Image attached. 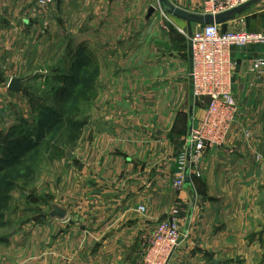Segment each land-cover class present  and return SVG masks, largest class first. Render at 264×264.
<instances>
[{
	"label": "crops",
	"instance_id": "1",
	"mask_svg": "<svg viewBox=\"0 0 264 264\" xmlns=\"http://www.w3.org/2000/svg\"><path fill=\"white\" fill-rule=\"evenodd\" d=\"M157 1H90L111 24L101 31L110 69L104 70V143L97 152L86 141L84 153L62 163L55 204L67 218L40 222L34 239L16 237L21 254L25 245L36 244V264H140L157 225L174 209L189 236L168 264H264V72L252 68L264 46L233 48L237 121L224 147L204 155L195 186L176 190L177 155L203 108L192 95L187 23L166 17V28L156 17L148 20ZM205 1L166 0L165 11L173 5L197 13ZM63 2L75 0L46 8L37 0H0V133L29 113L22 69L33 64L30 51L37 48L44 67H53L64 41L75 34L59 25ZM125 18L136 24L125 26ZM220 28L264 33V3ZM148 63L164 71L142 75L124 68ZM13 78L22 81L18 92L9 90ZM15 253L8 251L9 257Z\"/></svg>",
	"mask_w": 264,
	"mask_h": 264
},
{
	"label": "rangeland",
	"instance_id": "2",
	"mask_svg": "<svg viewBox=\"0 0 264 264\" xmlns=\"http://www.w3.org/2000/svg\"><path fill=\"white\" fill-rule=\"evenodd\" d=\"M90 1L63 2V5L59 7L61 12H64L59 25L66 29L70 28L75 34H72V38L70 35L64 41V48L56 59L55 66L45 68L46 60L42 52H38L37 48L32 51L29 49L33 64L29 68L23 66L26 70L22 69V76L27 80L28 86L26 96L29 113L24 116V119L21 114L20 125L9 128L6 133H0V159H4L0 163V264H36L31 258L35 253L36 244L25 245L26 248L21 254L19 249L21 238L16 244V237L24 234V241L28 237L34 239L39 223L50 219L48 214L52 210L51 205L58 202L59 192L62 189L63 175L61 172L65 170L62 163L72 161L74 153H84L86 141L90 143V149L97 152H100L104 143V70L106 73L110 72V69L108 71V66H104V37L101 36V31L104 32V24L106 30L111 24L107 23V20L104 22V9L97 10L91 6ZM209 1L204 2L197 14H205V3ZM56 2L57 0L49 6ZM263 3L264 1L254 7ZM165 6L157 1L152 5L156 8L155 13L147 19L156 17L159 25L169 28L171 24L166 17L172 16L167 12L169 8L165 11ZM127 7L126 3V9ZM124 21L125 26L136 24L129 18H125ZM222 33L225 34V32ZM260 34L264 35V33ZM178 35L180 36L179 32ZM80 45L84 47V50ZM108 46L109 43L105 45V47ZM263 56L259 55L255 61ZM153 64L124 66V68L133 69L134 73L142 75H148L153 70L158 74L164 71V66H153ZM18 74L21 75L20 69ZM147 79L148 83L153 80ZM157 81L158 85L162 84L160 80ZM193 98L198 106L203 108V115L192 122L193 125H197L203 120L210 101L208 98L196 99L194 95ZM20 112L23 113V110L21 109ZM238 114L239 106L232 126L237 121ZM9 135L12 141L16 139L22 141L23 148L22 145H17L19 149L21 146L22 151L28 147L25 154L8 152L5 145ZM189 136L187 132L183 148L177 155L178 158L185 149ZM95 141H97L96 146H94ZM225 143L220 147L208 148L201 159L210 149H221ZM68 150L73 153L71 159L66 157ZM178 158L177 171L179 169ZM201 178L202 176L191 178L193 187L195 180ZM178 214V210L174 209L169 220L178 223L181 231L180 246L188 238L189 231L184 228L185 225L181 224ZM150 247L151 245L148 244L140 264H143ZM11 248L16 252L14 257L8 255Z\"/></svg>",
	"mask_w": 264,
	"mask_h": 264
},
{
	"label": "built area",
	"instance_id": "3",
	"mask_svg": "<svg viewBox=\"0 0 264 264\" xmlns=\"http://www.w3.org/2000/svg\"><path fill=\"white\" fill-rule=\"evenodd\" d=\"M251 0H210L205 3V14H218L237 8ZM55 0H37L46 7ZM193 62L190 71L193 95L196 99H209V106L203 120L194 124L187 145L179 155V169L174 181L176 189L185 187L187 175L200 178L201 158L208 148L220 147L228 139L234 123L238 105L234 96V73L236 62L232 48L252 44L264 45L260 33L223 34L220 26H201L189 36ZM253 70H264V56L254 61ZM181 231L177 222L165 220L158 224L149 242L151 247L143 264H168L170 257L179 246Z\"/></svg>",
	"mask_w": 264,
	"mask_h": 264
},
{
	"label": "water",
	"instance_id": "4",
	"mask_svg": "<svg viewBox=\"0 0 264 264\" xmlns=\"http://www.w3.org/2000/svg\"><path fill=\"white\" fill-rule=\"evenodd\" d=\"M163 5H166V0H159ZM264 0H252L250 2H247L237 8L231 9L229 11L219 13V14H197L194 12H190L187 10H184L182 8H179L177 6H169L168 14L176 19L182 20L187 23L189 36L193 33V26H209V25H224L229 22L235 21L239 17L245 15L248 11H250L254 6L262 3ZM156 8L151 7L148 13V19L155 13ZM190 60L191 65L193 62V53L190 49ZM192 67V66H191ZM22 89V81L19 78H13L9 83V90L11 92H18ZM191 119H192V113H191ZM193 128V124L190 126L189 135H191ZM73 156V153L68 150L66 153V157L68 159H71ZM189 186L193 188V183L191 178L187 175L185 180V187ZM51 212L48 214L49 218L51 219H60L64 220L67 218V211L59 207L58 205L52 204L51 205Z\"/></svg>",
	"mask_w": 264,
	"mask_h": 264
},
{
	"label": "trees",
	"instance_id": "5",
	"mask_svg": "<svg viewBox=\"0 0 264 264\" xmlns=\"http://www.w3.org/2000/svg\"><path fill=\"white\" fill-rule=\"evenodd\" d=\"M41 125H43V123L41 124ZM15 144V145H14ZM22 145V141H20V140H15V141H12V138H11V135H9L8 136V141L6 142V145H5V147H6V149L8 150V152L9 153H12V152H14V153H20V154H25L26 152H27V150H26V148H28V147H26L25 149H23V151H22V148L24 147L23 145H22V148H21V146H20V149L18 148V146L17 145ZM7 145H10V146H7ZM33 148H34V145H33ZM22 152V153H21ZM4 155V154H3ZM4 159H0V163H2V161H3ZM0 170H1V165H0ZM196 181V180H195ZM194 184H195V182H194Z\"/></svg>",
	"mask_w": 264,
	"mask_h": 264
}]
</instances>
